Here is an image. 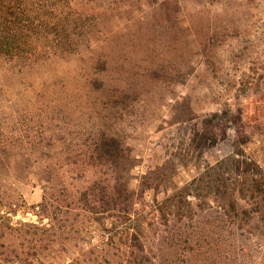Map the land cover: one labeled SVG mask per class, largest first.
I'll list each match as a JSON object with an SVG mask.
<instances>
[{"label":"rangeland","instance_id":"rangeland-1","mask_svg":"<svg viewBox=\"0 0 264 264\" xmlns=\"http://www.w3.org/2000/svg\"><path fill=\"white\" fill-rule=\"evenodd\" d=\"M164 1L97 0L93 11L78 4L84 20L67 28L70 40L58 46L38 27L29 50L0 55V215L21 234L12 235L6 264H69L74 249L101 250L96 223L70 227L71 251L55 255L28 224L50 223L39 207L43 170L60 169L73 182L69 171L83 168L102 136L128 154L119 174L129 172L131 189L152 173L149 201L199 178L209 192L241 154L264 166V0ZM40 20L38 13L37 26ZM213 113L222 116L209 122ZM94 162L85 168L98 164L99 175L110 176ZM93 177H77L75 186ZM195 219L204 221L200 232L217 230L213 218ZM242 225L234 230L250 237ZM188 251L181 262L228 264L215 251Z\"/></svg>","mask_w":264,"mask_h":264},{"label":"trees","instance_id":"trees-1","mask_svg":"<svg viewBox=\"0 0 264 264\" xmlns=\"http://www.w3.org/2000/svg\"><path fill=\"white\" fill-rule=\"evenodd\" d=\"M96 1L0 0V55L16 57L29 50L31 41L38 35V27L40 36L53 38L60 46L61 40H70L67 28L84 20V14H79L76 6H90L93 11ZM38 13L39 26L35 24ZM221 116L213 113L208 121H218ZM241 121L239 118L238 123ZM86 155L89 157L81 160L85 164L83 168L69 171L73 182H68L60 169L49 166L43 170L44 193L39 207L41 216L50 223L28 226L40 236L39 244L53 255L71 251L69 243L75 235L70 227L93 222L104 233V246L101 250L99 247L89 251L74 249L71 252L74 258L69 264H187L181 262L180 257L187 259L189 247L195 254L205 251L209 255L217 248L215 253L224 255L228 264H243L244 252L249 248L244 244L248 243L250 264H264V166L257 158L244 154L232 158L233 169L227 171L226 176L221 174L220 182H211L209 192H203L206 189L202 186L204 178H199L182 187L176 186L162 200L155 196L149 201L147 189L156 188L150 181L152 173L142 177L137 189H131L129 172L127 176L119 174L124 170L119 165L130 158L121 149L118 139L102 136L88 148ZM3 157L0 153V159ZM94 159L99 165L110 168V176H100L98 164L93 172L85 168ZM217 170L214 167L211 172L222 173ZM90 173L94 176L91 180L75 186L77 177L84 176L86 181ZM210 194L213 202L206 198ZM197 216L213 218L217 230L200 232L204 221L198 222ZM9 220L0 215V264L10 262L13 236L21 237ZM240 222L242 228L249 229L250 237L236 233L234 227Z\"/></svg>","mask_w":264,"mask_h":264}]
</instances>
